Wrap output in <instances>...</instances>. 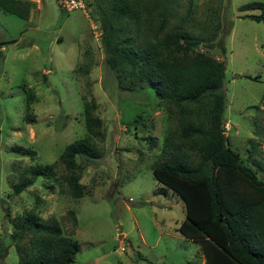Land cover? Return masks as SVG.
I'll return each instance as SVG.
<instances>
[{"label":"rangeland","instance_id":"374dc122","mask_svg":"<svg viewBox=\"0 0 264 264\" xmlns=\"http://www.w3.org/2000/svg\"><path fill=\"white\" fill-rule=\"evenodd\" d=\"M21 1L31 4L28 21L0 10V264H18L17 248L28 239L12 235L28 213L58 222L79 243L74 264H205L200 245L178 231L184 201L160 192L152 168L182 156L175 147L183 128L206 121L208 100L179 108L148 87L123 89L107 65L96 20L108 0H83L86 9L72 12L58 0ZM256 1L264 2L193 0L187 13L189 0H181L168 28L182 24L179 30L199 44L195 52L225 63L226 146L264 180V24L247 18L259 11H240ZM221 39L225 54L207 47ZM86 105L102 120L103 139L96 140L100 157L81 174L85 195L76 199L60 157L88 135ZM188 144L182 151L196 163ZM34 166H52L53 177L15 193Z\"/></svg>","mask_w":264,"mask_h":264},{"label":"trees","instance_id":"16d2710c","mask_svg":"<svg viewBox=\"0 0 264 264\" xmlns=\"http://www.w3.org/2000/svg\"><path fill=\"white\" fill-rule=\"evenodd\" d=\"M92 2L85 0L88 5ZM108 4V10L97 12L96 20L101 23L107 65L123 89L144 92L148 87L179 108L210 103L206 121L184 126L183 142L175 147L182 156L152 168L163 186L160 192L171 190L185 203L186 217L178 231L200 245L205 264H264V180L226 146L225 63L195 52L192 47L199 44L189 32L179 30L182 24L168 28L181 0H108ZM188 5L187 13L193 0ZM0 10L28 21L31 4L0 0ZM240 11H259L247 18L264 24V2L245 4ZM207 47L226 53L223 39ZM85 114L88 135L68 145L60 157L69 172L66 187L76 199L85 195L81 174L100 157L96 140L103 139L102 120L89 105ZM25 122L31 124L34 118L26 117ZM184 144L197 153L198 162L192 163L183 153ZM258 166L264 172V165ZM53 175L52 166H34L13 189L22 193L38 178ZM12 237L28 239L27 246L17 248L18 264H74L80 251L79 243L64 235L58 222H44L34 213L18 218Z\"/></svg>","mask_w":264,"mask_h":264},{"label":"built area","instance_id":"2783aa9c","mask_svg":"<svg viewBox=\"0 0 264 264\" xmlns=\"http://www.w3.org/2000/svg\"><path fill=\"white\" fill-rule=\"evenodd\" d=\"M60 7L66 12H72L77 9H86L83 0H58Z\"/></svg>","mask_w":264,"mask_h":264},{"label":"water","instance_id":"95a60500","mask_svg":"<svg viewBox=\"0 0 264 264\" xmlns=\"http://www.w3.org/2000/svg\"><path fill=\"white\" fill-rule=\"evenodd\" d=\"M122 232V231H121ZM121 239H123V236H121Z\"/></svg>","mask_w":264,"mask_h":264}]
</instances>
